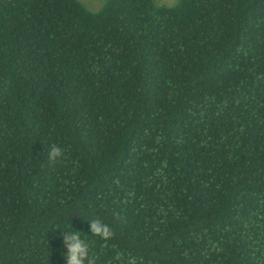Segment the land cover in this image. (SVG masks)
Segmentation results:
<instances>
[{
  "label": "trees",
  "instance_id": "16d2710c",
  "mask_svg": "<svg viewBox=\"0 0 264 264\" xmlns=\"http://www.w3.org/2000/svg\"><path fill=\"white\" fill-rule=\"evenodd\" d=\"M75 231L96 264H264V0H0V264Z\"/></svg>",
  "mask_w": 264,
  "mask_h": 264
},
{
  "label": "clouds",
  "instance_id": "9594fccd",
  "mask_svg": "<svg viewBox=\"0 0 264 264\" xmlns=\"http://www.w3.org/2000/svg\"><path fill=\"white\" fill-rule=\"evenodd\" d=\"M63 155L62 149L52 147L49 151V160L56 161ZM91 225V235L98 236L102 240L108 241L113 238V230L99 220L89 221ZM63 240L67 249L64 254L66 264H96V258L89 254V244L81 238V231L63 232ZM121 254H117L115 259L120 260Z\"/></svg>",
  "mask_w": 264,
  "mask_h": 264
},
{
  "label": "rangeland",
  "instance_id": "374dc122",
  "mask_svg": "<svg viewBox=\"0 0 264 264\" xmlns=\"http://www.w3.org/2000/svg\"><path fill=\"white\" fill-rule=\"evenodd\" d=\"M89 10L97 12L101 10L107 0H80ZM179 0H156L161 5L174 6Z\"/></svg>",
  "mask_w": 264,
  "mask_h": 264
}]
</instances>
